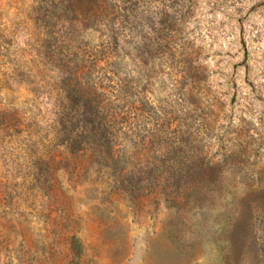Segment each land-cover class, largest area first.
<instances>
[{
  "label": "rangeland",
  "instance_id": "rangeland-1",
  "mask_svg": "<svg viewBox=\"0 0 264 264\" xmlns=\"http://www.w3.org/2000/svg\"><path fill=\"white\" fill-rule=\"evenodd\" d=\"M0 264H264V0H0Z\"/></svg>",
  "mask_w": 264,
  "mask_h": 264
},
{
  "label": "trees",
  "instance_id": "trees-1",
  "mask_svg": "<svg viewBox=\"0 0 264 264\" xmlns=\"http://www.w3.org/2000/svg\"><path fill=\"white\" fill-rule=\"evenodd\" d=\"M67 78L69 79V81H71L73 83V85H75L77 87L81 85V83L79 81V77L77 76V74L70 72V74L68 75Z\"/></svg>",
  "mask_w": 264,
  "mask_h": 264
}]
</instances>
